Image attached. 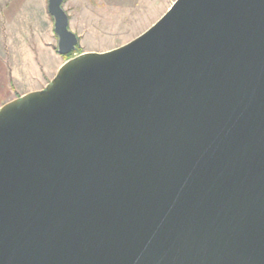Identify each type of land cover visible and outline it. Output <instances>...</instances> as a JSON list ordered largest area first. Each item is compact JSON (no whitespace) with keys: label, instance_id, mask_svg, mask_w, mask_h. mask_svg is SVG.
I'll list each match as a JSON object with an SVG mask.
<instances>
[{"label":"water","instance_id":"obj_1","mask_svg":"<svg viewBox=\"0 0 264 264\" xmlns=\"http://www.w3.org/2000/svg\"><path fill=\"white\" fill-rule=\"evenodd\" d=\"M0 264H264V0H174L0 105Z\"/></svg>","mask_w":264,"mask_h":264},{"label":"rangeland","instance_id":"obj_2","mask_svg":"<svg viewBox=\"0 0 264 264\" xmlns=\"http://www.w3.org/2000/svg\"><path fill=\"white\" fill-rule=\"evenodd\" d=\"M173 1L64 0L63 6L69 14L70 28L79 35L75 49L79 53L104 51L131 40ZM12 5L0 3V23L4 22L0 25V94L20 96L36 86L38 76L54 64V57L41 51L39 40L53 39L52 48L58 52V35L53 34L54 18L48 12V0H29L21 3V9ZM61 59L65 61L66 55Z\"/></svg>","mask_w":264,"mask_h":264},{"label":"crops","instance_id":"obj_3","mask_svg":"<svg viewBox=\"0 0 264 264\" xmlns=\"http://www.w3.org/2000/svg\"><path fill=\"white\" fill-rule=\"evenodd\" d=\"M26 1L28 2L29 0H0V3L12 2L13 3L12 7L17 8V9H21V3L26 2ZM48 12H49V10H48ZM49 14H50V12H49ZM1 16L3 17L4 14L2 13ZM3 24H4V22L2 21L0 23V25H3ZM51 26H52V29H53V34H55V36L57 37L56 32H55V28H54V22L51 23ZM39 41L41 43V45L39 44L40 47H41V51H44V52H46L49 55L54 57V64L50 63L51 66L48 67V69L46 70V72H45L46 74H40L38 76V82H37L36 86L25 90L21 94H23L25 92H28V91H31V90H35V89H39V88L44 87V85L48 82V79L50 80L56 74L58 68L63 63V60L61 59L62 54H60L59 52L55 51L52 48L53 39L50 38V40L47 41V42L42 41L41 39ZM15 97H17V96L16 95H14V96L11 95L10 96V95H5L4 93L3 94L1 93L0 94V105H2L3 103H5V102H7V101H9V100H11V99H13Z\"/></svg>","mask_w":264,"mask_h":264},{"label":"trees","instance_id":"obj_4","mask_svg":"<svg viewBox=\"0 0 264 264\" xmlns=\"http://www.w3.org/2000/svg\"><path fill=\"white\" fill-rule=\"evenodd\" d=\"M78 46H79V45H78ZM78 46H77V48H78ZM77 48H76V49H77ZM75 53H76V50H73L72 52H70V53H68V54H65V55H66V59H68L69 57L74 56Z\"/></svg>","mask_w":264,"mask_h":264}]
</instances>
